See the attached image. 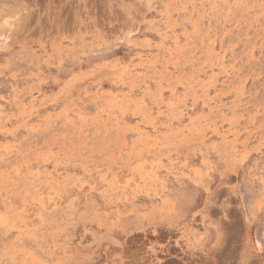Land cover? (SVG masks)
I'll return each instance as SVG.
<instances>
[{
	"label": "rangeland",
	"instance_id": "1",
	"mask_svg": "<svg viewBox=\"0 0 264 264\" xmlns=\"http://www.w3.org/2000/svg\"><path fill=\"white\" fill-rule=\"evenodd\" d=\"M0 264H264V0H0Z\"/></svg>",
	"mask_w": 264,
	"mask_h": 264
}]
</instances>
